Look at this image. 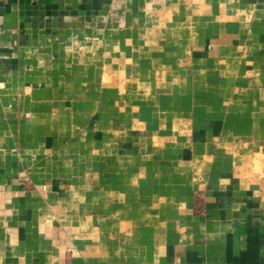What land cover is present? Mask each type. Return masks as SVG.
<instances>
[{
    "label": "crops",
    "instance_id": "obj_1",
    "mask_svg": "<svg viewBox=\"0 0 264 264\" xmlns=\"http://www.w3.org/2000/svg\"><path fill=\"white\" fill-rule=\"evenodd\" d=\"M0 27V264H264V0H0Z\"/></svg>",
    "mask_w": 264,
    "mask_h": 264
},
{
    "label": "rangeland",
    "instance_id": "obj_2",
    "mask_svg": "<svg viewBox=\"0 0 264 264\" xmlns=\"http://www.w3.org/2000/svg\"><path fill=\"white\" fill-rule=\"evenodd\" d=\"M120 93H121V95H122V97H123V99H125V100H128L127 98H128V92L127 91H120ZM173 93H171V95H172ZM169 110V109H168ZM170 110L172 111L171 113L172 114H174V111L176 110V108L175 107H170ZM171 113H169V111H168V114H171ZM122 118H125V117H122ZM126 122H124V123H119V129H120V131H124V130H127V124H125ZM187 126H189L190 125V123H187L186 124ZM133 127H134V125H133ZM123 136H125V135H123ZM127 139L126 138H121L120 139V145H122V146H124V147H126L127 146ZM131 142H133L134 140H130ZM136 141H138V140H136ZM88 160V162H91V163H93L94 164V162H95V160H96V156H95V154H93V153H90V156H88V158H87Z\"/></svg>",
    "mask_w": 264,
    "mask_h": 264
},
{
    "label": "built area",
    "instance_id": "obj_3",
    "mask_svg": "<svg viewBox=\"0 0 264 264\" xmlns=\"http://www.w3.org/2000/svg\"><path fill=\"white\" fill-rule=\"evenodd\" d=\"M1 32H2V29H1V27H0V34H1Z\"/></svg>",
    "mask_w": 264,
    "mask_h": 264
}]
</instances>
